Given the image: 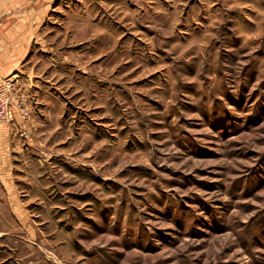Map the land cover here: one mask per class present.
<instances>
[{"label": "rangeland", "instance_id": "obj_1", "mask_svg": "<svg viewBox=\"0 0 264 264\" xmlns=\"http://www.w3.org/2000/svg\"><path fill=\"white\" fill-rule=\"evenodd\" d=\"M46 3L0 264H264V0Z\"/></svg>", "mask_w": 264, "mask_h": 264}, {"label": "crops", "instance_id": "obj_2", "mask_svg": "<svg viewBox=\"0 0 264 264\" xmlns=\"http://www.w3.org/2000/svg\"><path fill=\"white\" fill-rule=\"evenodd\" d=\"M46 4V0H0V79L17 74L18 85L28 92L32 76L25 63L41 29V8ZM19 124V119L0 123V183L5 187L11 183L10 173L20 150Z\"/></svg>", "mask_w": 264, "mask_h": 264}, {"label": "built area", "instance_id": "obj_3", "mask_svg": "<svg viewBox=\"0 0 264 264\" xmlns=\"http://www.w3.org/2000/svg\"><path fill=\"white\" fill-rule=\"evenodd\" d=\"M18 79L19 76L17 74L0 79V123L12 122V108L15 102L18 104L17 107L22 109L24 115L28 114L24 105L25 98H22V95L17 92Z\"/></svg>", "mask_w": 264, "mask_h": 264}]
</instances>
